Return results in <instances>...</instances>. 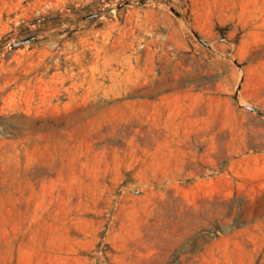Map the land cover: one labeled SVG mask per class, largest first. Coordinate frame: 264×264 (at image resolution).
I'll list each match as a JSON object with an SVG mask.
<instances>
[{
  "label": "rangeland",
  "instance_id": "rangeland-1",
  "mask_svg": "<svg viewBox=\"0 0 264 264\" xmlns=\"http://www.w3.org/2000/svg\"><path fill=\"white\" fill-rule=\"evenodd\" d=\"M263 105L264 0H0V264H264Z\"/></svg>",
  "mask_w": 264,
  "mask_h": 264
},
{
  "label": "crops",
  "instance_id": "crops-1",
  "mask_svg": "<svg viewBox=\"0 0 264 264\" xmlns=\"http://www.w3.org/2000/svg\"><path fill=\"white\" fill-rule=\"evenodd\" d=\"M262 108H263V111H264V105H263V107H262ZM263 111H262V112H263Z\"/></svg>",
  "mask_w": 264,
  "mask_h": 264
}]
</instances>
